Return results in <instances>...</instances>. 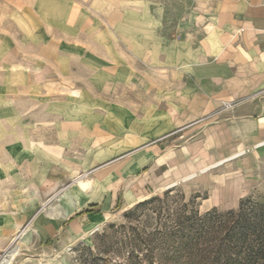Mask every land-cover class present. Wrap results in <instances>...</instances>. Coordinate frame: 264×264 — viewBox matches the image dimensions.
Wrapping results in <instances>:
<instances>
[{"label":"rangeland","instance_id":"374dc122","mask_svg":"<svg viewBox=\"0 0 264 264\" xmlns=\"http://www.w3.org/2000/svg\"><path fill=\"white\" fill-rule=\"evenodd\" d=\"M75 2L54 14L45 7L42 21L29 19L31 39L16 55L18 64H2L0 55V264H264V181L234 199L212 181L226 178V169L198 182L195 165L183 160L189 154H180L194 138L195 122L165 134L176 101L149 77V57L175 53L191 39V1ZM54 16L85 19L81 29L91 34L68 35L54 26ZM39 42L51 52L37 78L23 65H39ZM147 153L154 160L128 173L109 205H83L88 212L108 207L111 214L98 227L71 233L65 223L52 244L37 239L33 217L41 210L68 213L81 197L103 201L109 195L115 182H97L93 169ZM188 172L196 175L183 179ZM82 175L94 182L91 192L76 181ZM140 177L146 190L135 189ZM52 179L59 184L48 190ZM136 190L148 195L127 205L123 194ZM212 203L219 206L208 208ZM16 230L15 248L3 255L5 239Z\"/></svg>","mask_w":264,"mask_h":264},{"label":"crops","instance_id":"0c3cea01","mask_svg":"<svg viewBox=\"0 0 264 264\" xmlns=\"http://www.w3.org/2000/svg\"><path fill=\"white\" fill-rule=\"evenodd\" d=\"M91 1L83 0V3L90 6L107 5L104 2L107 0H98L96 3ZM190 1L195 23L194 33L189 35L191 39L180 42L175 53L168 52L161 58L149 57V61L153 63L149 77L169 90L176 101L169 111L165 134L195 122L190 131L194 133V138L180 146V154H189V158L183 157V160L195 165L197 181L202 182L206 176H213L217 171L224 173L223 169H226V178L221 174L218 178L213 176L212 181L219 184V189L228 188L233 199L241 198L264 181V0ZM69 5L78 4L75 0H0L2 64H18L16 55L22 53L21 48L31 39L28 23L33 15L42 21L45 7H51L54 14L56 8L59 11V7ZM53 19L57 24L54 26L59 29L61 27L58 25L61 24L68 35L74 32L73 36L77 37L86 30L81 29L85 26V19L82 20L83 23L79 20L72 22L67 16L62 19L54 16ZM88 21L91 22L90 15ZM85 32L91 34L90 30ZM37 36L35 37L38 38ZM48 50L50 51L49 48L45 50L43 43L39 42L36 52L39 65H20L27 70H34L37 78L42 77L46 70L45 64L49 63V57L45 60L44 56ZM223 101H234L235 105L224 111L220 109ZM205 117L208 120L198 121ZM159 139H155L150 146L154 150L161 141ZM257 144L260 146L254 147ZM246 147L254 148L245 155L235 156L207 171L199 172L203 167ZM147 156H133L129 164L119 158L93 169L97 182H115L109 195H104L103 201H90L81 197L77 199L78 208L75 210L68 212V209L75 206L68 205V213H59L54 209L43 213L41 210L33 217L32 230L37 239L52 244L65 223L66 230L71 233L80 232L84 227L90 231L98 227L96 224L111 214L106 210L108 207L101 212H88L83 205H109L115 195H119L121 183L128 173L137 172L141 165L154 160L153 156L149 158V153ZM142 179L140 177L134 182L138 191L146 190L147 185ZM222 182H227L226 187L221 185ZM58 184V181L52 179L48 183V190H54ZM117 188L119 193L114 191ZM137 190L131 195L123 194L127 205L148 195V192ZM218 206V203H212L208 208ZM18 233L19 230H16L15 234H8L2 245L3 250Z\"/></svg>","mask_w":264,"mask_h":264},{"label":"bare ground","instance_id":"6f19581e","mask_svg":"<svg viewBox=\"0 0 264 264\" xmlns=\"http://www.w3.org/2000/svg\"><path fill=\"white\" fill-rule=\"evenodd\" d=\"M262 145H263V144H262ZM259 146H260V145H259ZM240 151H241V150H240ZM240 151H237L236 153H234V154H232V155H230V156H228V157H226V158H223V159L220 160V161H217V162H215V163H212V164H210V165H208V166L203 167L202 169H200V172L207 171L208 169H210V168H212V167H214V166H217V165L221 164L222 162L228 161L229 159L234 158L235 156L237 157V156H238V153H239ZM195 175H196V173H190V174H188L187 176H185L183 179H189V178L191 179V178L194 177ZM83 177H84V175L77 177V178H76V181L79 182V183L82 185V189H83V191H85V192H91V191H92V188H94V182L88 183ZM80 184H79V185H80ZM171 184H174V183H171ZM80 187H81V186H80ZM67 195H68V194H67ZM20 232H22V234H23V233L25 232V230H22V231H20ZM18 239H19V235H15V236L11 239V241H10L9 245L7 246V248L5 249L3 255H5V253H7L10 249H14V248H15V243L18 241ZM3 255H2V256H3ZM0 257H1V256H0Z\"/></svg>","mask_w":264,"mask_h":264},{"label":"built area","instance_id":"2783aa9c","mask_svg":"<svg viewBox=\"0 0 264 264\" xmlns=\"http://www.w3.org/2000/svg\"><path fill=\"white\" fill-rule=\"evenodd\" d=\"M235 105V102L234 101H223L221 106H220V109L221 110H230L234 107ZM259 144L257 145H254V147H257ZM254 147L252 148H249V147H246L244 149H242L239 153H238V156H242V155H245L246 153H249ZM47 264V263H46Z\"/></svg>","mask_w":264,"mask_h":264},{"label":"trees","instance_id":"16d2710c","mask_svg":"<svg viewBox=\"0 0 264 264\" xmlns=\"http://www.w3.org/2000/svg\"><path fill=\"white\" fill-rule=\"evenodd\" d=\"M261 252H264V245L260 246Z\"/></svg>","mask_w":264,"mask_h":264}]
</instances>
